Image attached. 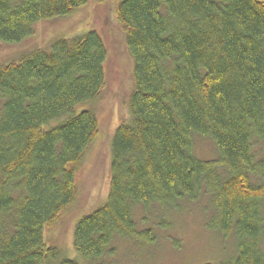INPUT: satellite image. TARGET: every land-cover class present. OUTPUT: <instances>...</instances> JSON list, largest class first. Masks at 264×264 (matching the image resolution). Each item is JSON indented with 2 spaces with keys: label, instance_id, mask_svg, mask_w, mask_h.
I'll list each match as a JSON object with an SVG mask.
<instances>
[{
  "label": "trees",
  "instance_id": "16d2710c",
  "mask_svg": "<svg viewBox=\"0 0 264 264\" xmlns=\"http://www.w3.org/2000/svg\"><path fill=\"white\" fill-rule=\"evenodd\" d=\"M87 4L0 0V43ZM115 13L133 61L128 117L111 141L108 201L75 226L76 258L48 233L76 206L100 134L106 44L91 30L0 65V264H110L116 241H157L137 208L203 195L209 226L237 240L217 264H264V0H116ZM196 138L217 157H199Z\"/></svg>",
  "mask_w": 264,
  "mask_h": 264
},
{
  "label": "rangeland",
  "instance_id": "374dc122",
  "mask_svg": "<svg viewBox=\"0 0 264 264\" xmlns=\"http://www.w3.org/2000/svg\"><path fill=\"white\" fill-rule=\"evenodd\" d=\"M115 11L116 0H88L85 7L71 16L38 24L33 36L21 43H0V65L10 63L27 50L46 48L56 37H73L91 30L102 36L108 50L107 82L102 100L97 105L100 134L86 154L79 174L76 206L48 233L50 242L68 258L77 257L73 238L77 221L108 201L111 141L119 123L128 117L125 99L132 87L133 61ZM195 150L203 159H213L218 155L215 144L209 139L196 138ZM214 216L208 195L199 200L183 199L168 207L157 205L144 211L137 208L134 219L138 226L152 229L157 241L148 243L145 238L116 241L112 246L116 248L115 256L106 257V260L110 264L223 262L235 255L237 240L233 236L225 238L209 226Z\"/></svg>",
  "mask_w": 264,
  "mask_h": 264
}]
</instances>
